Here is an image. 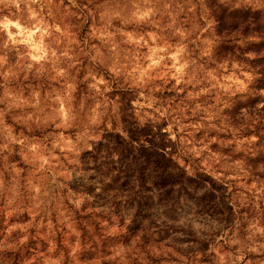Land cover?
Listing matches in <instances>:
<instances>
[{"label": "clouds", "instance_id": "obj_1", "mask_svg": "<svg viewBox=\"0 0 264 264\" xmlns=\"http://www.w3.org/2000/svg\"><path fill=\"white\" fill-rule=\"evenodd\" d=\"M0 264H264V0H0Z\"/></svg>", "mask_w": 264, "mask_h": 264}]
</instances>
